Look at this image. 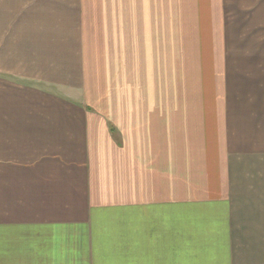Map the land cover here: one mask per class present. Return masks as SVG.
Segmentation results:
<instances>
[{
    "label": "crops",
    "instance_id": "obj_1",
    "mask_svg": "<svg viewBox=\"0 0 264 264\" xmlns=\"http://www.w3.org/2000/svg\"><path fill=\"white\" fill-rule=\"evenodd\" d=\"M117 1L0 0V264H195L157 232H193L211 189L262 218L264 0H157V112Z\"/></svg>",
    "mask_w": 264,
    "mask_h": 264
},
{
    "label": "rangeland",
    "instance_id": "obj_2",
    "mask_svg": "<svg viewBox=\"0 0 264 264\" xmlns=\"http://www.w3.org/2000/svg\"><path fill=\"white\" fill-rule=\"evenodd\" d=\"M113 8L118 19H130L128 30H133L132 25L136 23L139 25L140 35L144 33L141 46L145 49L146 75L141 77L139 92L132 85L134 78L124 77V82H129L130 93L138 96L147 106L152 102L151 105L157 112V0H119ZM154 139L157 148V136ZM213 145L214 142L211 143ZM159 158L161 160L160 155ZM242 159L226 156L227 161L224 163L233 172V181L238 176L234 167ZM190 179L181 171L171 172L164 163L157 162L158 182L172 180L186 183L191 182ZM216 179L209 178L211 181ZM255 179L263 181L264 174L257 172ZM236 200L230 196L219 197L212 189L208 193L205 191V195L195 193L194 205L207 210L204 215L199 214L197 217H208V220H194L193 232H157V261H189L195 264L264 261V213L262 218L256 219L251 213L237 211Z\"/></svg>",
    "mask_w": 264,
    "mask_h": 264
}]
</instances>
